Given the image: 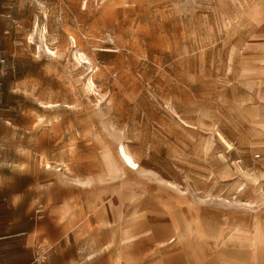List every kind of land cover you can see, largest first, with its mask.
Wrapping results in <instances>:
<instances>
[{
  "label": "rangeland",
  "instance_id": "1",
  "mask_svg": "<svg viewBox=\"0 0 264 264\" xmlns=\"http://www.w3.org/2000/svg\"><path fill=\"white\" fill-rule=\"evenodd\" d=\"M18 179L81 191L80 259L264 264V0H0V186Z\"/></svg>",
  "mask_w": 264,
  "mask_h": 264
},
{
  "label": "crops",
  "instance_id": "2",
  "mask_svg": "<svg viewBox=\"0 0 264 264\" xmlns=\"http://www.w3.org/2000/svg\"><path fill=\"white\" fill-rule=\"evenodd\" d=\"M37 183L18 179L0 186L10 191L0 199V264H108L78 254L77 245L85 244L79 235L87 231V221H94L81 191L56 180ZM38 203L43 214L32 220Z\"/></svg>",
  "mask_w": 264,
  "mask_h": 264
},
{
  "label": "bare ground",
  "instance_id": "3",
  "mask_svg": "<svg viewBox=\"0 0 264 264\" xmlns=\"http://www.w3.org/2000/svg\"><path fill=\"white\" fill-rule=\"evenodd\" d=\"M45 14V13H44ZM46 15V14H45ZM46 21V20H45ZM45 24V23H44ZM43 24V25H44ZM47 24V23H46ZM43 25H42V27H43ZM46 27V26H45ZM45 27H43V28H40V29H35L34 31H33V34L36 36V41H35V43H34V40H33V34L32 33H30V36H29V40L31 41V43H34V44H36V47H37V51H38V53H40V52H43V53H45L46 55H49V56H52V57H56V55H55V50L53 49V48H51L50 46H49V44H48V42H47V39L48 38H46V29H45ZM31 32V31H30ZM82 51V50H81ZM80 50L79 51H77V52H75L74 53V60H75V62L73 61L72 62V66H75V70H81V69H83V68H85V69H88V68H90L91 67V65H92V63H91V58H89L87 55H85V53L84 52H81ZM74 52V51H73ZM85 65H87V66H85ZM95 72H93L88 78H86V81L85 82H83L82 83V87L84 88V90L87 92V93H89L90 95H96V93H95V89H94V84H93V82H92V80H91V78H92V76L94 75V73H96V71L98 70V67H95ZM93 69H91V70H89V72L88 73H90L91 71H92ZM97 96V95H96ZM92 100H94V99H92ZM40 105L41 106H44V107H52V106H56V105H58V103H52V102H40ZM175 114V113H174ZM176 115V114H175ZM218 134V137H219V139H220V141L222 142V144H224V146L225 147H227L228 149H231L232 148V146H231V144L225 139V137L220 133V132H218L217 133ZM110 153V152H109ZM120 153L122 154V155H124V152H123V149H120ZM103 155V154H102ZM110 154H106L105 155V161L107 162V164H108V166H109V169L111 170V171H113V172H118L119 171V167L118 166H116V164H115V162H114V160L112 161L111 159H110V156H109ZM101 156V155H100ZM101 161V160H100ZM102 163V162H101ZM44 165H45V167L46 168H49V169H51L52 168V166L50 165V163H48V162H44ZM64 167V166H63ZM68 169V168H67ZM55 170H57V168L55 169ZM243 172V171H242ZM244 173V172H243ZM246 174V173H245ZM72 181H73V183L74 184H79V183H81L80 181H79V179H77V178H72ZM85 183V182H84ZM172 188V187H171ZM248 203H250V202H248ZM162 244V243H161ZM120 262V261H119Z\"/></svg>",
  "mask_w": 264,
  "mask_h": 264
},
{
  "label": "built area",
  "instance_id": "4",
  "mask_svg": "<svg viewBox=\"0 0 264 264\" xmlns=\"http://www.w3.org/2000/svg\"><path fill=\"white\" fill-rule=\"evenodd\" d=\"M23 0H12L13 3H19L22 2ZM29 1V4L31 3H35L38 4V2H41L42 0H26ZM1 17H3L6 21L10 22L11 25H15V26H19V22L16 18H13L11 16V14L9 13V11L1 14ZM41 211L40 206L37 208V210L35 211V216H38L39 212ZM41 259H44V255L43 257H41Z\"/></svg>",
  "mask_w": 264,
  "mask_h": 264
},
{
  "label": "snow or ice",
  "instance_id": "5",
  "mask_svg": "<svg viewBox=\"0 0 264 264\" xmlns=\"http://www.w3.org/2000/svg\"><path fill=\"white\" fill-rule=\"evenodd\" d=\"M132 167H133V168H135V167H136V165H135V164H132Z\"/></svg>",
  "mask_w": 264,
  "mask_h": 264
}]
</instances>
